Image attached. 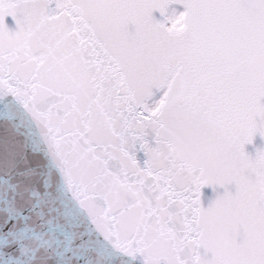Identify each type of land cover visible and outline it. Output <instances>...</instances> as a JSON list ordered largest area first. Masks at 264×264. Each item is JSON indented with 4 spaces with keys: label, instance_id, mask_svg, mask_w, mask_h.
Segmentation results:
<instances>
[{
    "label": "snow or ice",
    "instance_id": "1",
    "mask_svg": "<svg viewBox=\"0 0 264 264\" xmlns=\"http://www.w3.org/2000/svg\"><path fill=\"white\" fill-rule=\"evenodd\" d=\"M257 137L264 0H0V264H264Z\"/></svg>",
    "mask_w": 264,
    "mask_h": 264
},
{
    "label": "water",
    "instance_id": "2",
    "mask_svg": "<svg viewBox=\"0 0 264 264\" xmlns=\"http://www.w3.org/2000/svg\"><path fill=\"white\" fill-rule=\"evenodd\" d=\"M7 22H8L9 27H10L11 29L14 30V29L16 28L15 22H14V20H13L11 17L7 18ZM262 143H264V141H262L259 137H257L255 145H248V146H247V150H248L249 152H251V153L254 154V152H255V148H256L257 146L261 145ZM204 192H205V196H206V197H210V196L213 195V191H212L211 188H205V189H204Z\"/></svg>",
    "mask_w": 264,
    "mask_h": 264
}]
</instances>
